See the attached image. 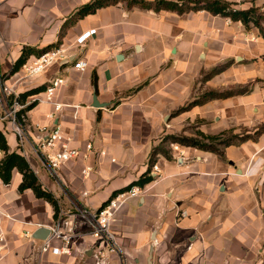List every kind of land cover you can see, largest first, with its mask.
<instances>
[{
    "label": "crops",
    "instance_id": "1",
    "mask_svg": "<svg viewBox=\"0 0 264 264\" xmlns=\"http://www.w3.org/2000/svg\"><path fill=\"white\" fill-rule=\"evenodd\" d=\"M88 1L0 0V81L20 93L46 88L54 77L64 80L53 95L58 110L41 102L27 111L29 136L20 150L58 198V217L32 191L18 192L21 175L16 170L9 184L0 180V205L21 221L49 226L66 219L73 235L71 254L54 255L40 251L41 239L23 237L25 225L4 220L7 247L0 252V264H95L99 239L79 208L97 209L138 179L164 135L216 134L228 128L252 132L264 121V38L257 28L246 31L240 23L205 11L178 15L128 9L122 2L103 7L66 31L59 47L68 61L26 78L23 66L36 58L31 55L11 74L24 46L42 49L56 42L67 17ZM90 29L95 33L77 43ZM78 59L87 61L85 70L73 67ZM226 61H231L226 70L200 81L201 69ZM246 83V93L173 115L206 89ZM37 124L46 129L59 125L71 146L83 149L91 143V153L61 166L59 179L52 177L32 150L40 135ZM0 128L16 149L17 138L1 119ZM168 148L170 158L160 154L150 165L152 180L141 187L140 196L116 211L111 231L120 250L108 255V264H264V133L257 141L225 148L224 161L190 146ZM154 164L160 175L156 179ZM84 167H89L87 175L81 172ZM183 210L186 216L179 215Z\"/></svg>",
    "mask_w": 264,
    "mask_h": 264
},
{
    "label": "trees",
    "instance_id": "2",
    "mask_svg": "<svg viewBox=\"0 0 264 264\" xmlns=\"http://www.w3.org/2000/svg\"><path fill=\"white\" fill-rule=\"evenodd\" d=\"M119 2L124 3L128 9L139 8L143 10H153L155 12L166 10L175 12L178 15L205 11L211 15H218L223 18H227L232 22L240 23L245 30H249L252 27L257 28L259 34L264 38V12L261 10L260 6L254 4L247 7H236L237 3L229 0H90L80 5L70 16L67 17L65 22L62 24L56 42L42 49L24 46L20 56L11 68V74L19 71L26 63L29 56L34 55L39 57L41 54L51 49L58 48L62 43V39L68 28L77 20L89 14L95 13L100 8L115 5ZM230 63L231 61H226L224 63H219L208 70L201 69L200 81L205 82L220 74L229 67ZM93 84L96 85V76H93ZM44 90L45 85H40L19 93L18 101L21 104H25V106L17 112L18 120L21 124H26L27 111L32 109L37 104L36 101L28 102V99L33 95L42 93ZM248 91L249 89L247 86L243 85L223 90L212 88L206 89L185 105L180 106L173 112V115L190 110L195 106L203 105L211 100L225 99L237 94L246 93ZM263 133L264 123L259 124L256 130L252 132L244 129L241 133H235L233 128H228L216 134H205L201 131H197L195 136H188L184 134H166L163 136L159 144L153 146L149 157V167L156 161L157 156L160 154L166 158H170V149L168 148L170 144H180L209 151L224 161L225 148L229 146H239L249 140L257 141ZM20 150L21 149L19 147L16 149L10 148L6 137V131L5 129L0 128V152L2 153V157L0 158L1 182L3 184H9L12 179L13 171L16 170L21 175V180L17 186L18 192L30 190L36 198L47 201L53 208L54 218H57L60 211L58 198L55 197L52 191L43 185L36 172L32 169L28 160ZM149 167L139 176L138 179L120 191L127 190L133 185L142 187L149 183L152 180L149 173Z\"/></svg>",
    "mask_w": 264,
    "mask_h": 264
},
{
    "label": "built area",
    "instance_id": "3",
    "mask_svg": "<svg viewBox=\"0 0 264 264\" xmlns=\"http://www.w3.org/2000/svg\"><path fill=\"white\" fill-rule=\"evenodd\" d=\"M95 29H90L76 38L77 43H83L89 38ZM264 55V52H263ZM69 60V55L65 49L61 47L51 49L39 57L33 59L31 63L23 66L24 77H34L42 73L49 65L63 63ZM88 63L84 59H78L73 62V67L79 71L86 69ZM64 82L61 77H54L49 80L43 93H39L31 96L29 101H36L37 103L47 102L54 106V110L60 108V104L53 101V95L55 90ZM42 94V95H41ZM19 92L16 91L14 85H8L0 81V105H3L0 110V119L5 122L11 132L16 136L18 147L23 150L25 142L28 140V131L25 125L21 124L18 120L17 112L25 106L18 101ZM10 102H9V101ZM262 111L264 112V95L262 98ZM52 115H49V118ZM40 131L38 139L32 142V150L39 156L44 166L50 173V175L56 179H59V169L67 162L75 159L81 155L83 158H88L92 151V144L86 143L84 148L71 146V138L67 137L59 125L52 126L46 129L44 126L36 125ZM100 154H105V151L101 150ZM114 161V159H112ZM153 178L156 179L160 175L158 174L159 168L156 164L153 165ZM82 174L87 175L89 167L82 169ZM143 192V189L139 186H131L127 190L119 191L111 196L103 205L97 209L79 208V214L90 221L92 225V232L99 239V245L97 246L95 256V264H108V255L118 253L120 250L114 234L111 231V223L116 211L119 207L128 199L138 197ZM85 194V193H84ZM179 215L186 216V211H180ZM4 220L14 221L25 225L23 229V237L36 241L33 237V232L37 229L46 227L49 230L48 235L41 239L40 251H50L52 254H71V243L73 241V235L71 234L69 222L66 219L58 218L52 225L46 226L37 222L21 221L14 218L9 212H7L0 205V252L6 249V235L1 225ZM58 240L60 244L58 246L53 245V241Z\"/></svg>",
    "mask_w": 264,
    "mask_h": 264
},
{
    "label": "rangeland",
    "instance_id": "4",
    "mask_svg": "<svg viewBox=\"0 0 264 264\" xmlns=\"http://www.w3.org/2000/svg\"><path fill=\"white\" fill-rule=\"evenodd\" d=\"M251 4L260 6L261 10L264 12V0H240L239 3H237L236 7H247V6L251 5ZM225 19H227V18H225ZM227 21L229 22L230 20L227 19ZM252 28H254V27H252ZM246 31H248V30H246ZM243 86H247L248 89L250 88V84L249 83H246ZM233 87H236V86H233ZM262 123H264V121ZM195 127H196L195 126V122L191 123V128L194 129Z\"/></svg>",
    "mask_w": 264,
    "mask_h": 264
},
{
    "label": "water",
    "instance_id": "5",
    "mask_svg": "<svg viewBox=\"0 0 264 264\" xmlns=\"http://www.w3.org/2000/svg\"><path fill=\"white\" fill-rule=\"evenodd\" d=\"M93 102H94L93 106H95V107L99 106V103H97V101H96V95L95 94L93 95ZM101 106H103V105H101ZM48 233H49L48 228L43 227V228L35 230L33 233V237L36 239H44L48 235Z\"/></svg>",
    "mask_w": 264,
    "mask_h": 264
}]
</instances>
